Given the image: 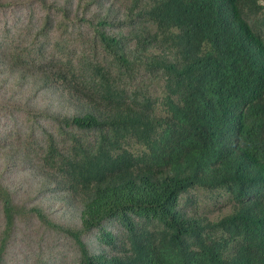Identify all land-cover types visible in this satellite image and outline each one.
<instances>
[{
    "label": "trees",
    "instance_id": "16d2710c",
    "mask_svg": "<svg viewBox=\"0 0 264 264\" xmlns=\"http://www.w3.org/2000/svg\"><path fill=\"white\" fill-rule=\"evenodd\" d=\"M113 1L139 21L131 40L143 53L132 61L127 37L100 18L104 51L88 81L108 109L63 120L99 138L89 144L73 136L78 145L68 155L52 139L49 165L84 204L82 228L65 229L79 246V264H264V5ZM142 68L166 82L161 97L128 94L124 82ZM159 103L163 114L147 110ZM191 189L231 193L236 205L215 222L188 217L178 206ZM0 201L1 264L17 210L1 185ZM135 216L163 227L146 233ZM117 218L129 231L127 254H92L83 236Z\"/></svg>",
    "mask_w": 264,
    "mask_h": 264
},
{
    "label": "rangeland",
    "instance_id": "374dc122",
    "mask_svg": "<svg viewBox=\"0 0 264 264\" xmlns=\"http://www.w3.org/2000/svg\"><path fill=\"white\" fill-rule=\"evenodd\" d=\"M132 15L113 0H0V185L17 210L1 264H79V246L66 230L82 228L84 204L49 165L52 139L65 155L77 148L73 136L97 142L96 131L67 126L63 120L108 109L99 104L88 81L104 51L96 37L98 21L106 18L110 33L127 37L125 47L134 61L143 51L131 40L139 26ZM165 83L142 68L123 85L129 95L143 99L146 93L161 97ZM147 110L165 112L163 103ZM129 147L143 152L142 145ZM61 161L58 157L55 162ZM232 198L224 191L191 189L181 195L178 207L188 217L215 222L233 211ZM4 220L0 201V236ZM135 220L149 234L163 227L158 220ZM83 240L92 254L109 258L125 256L130 244L119 218Z\"/></svg>",
    "mask_w": 264,
    "mask_h": 264
}]
</instances>
